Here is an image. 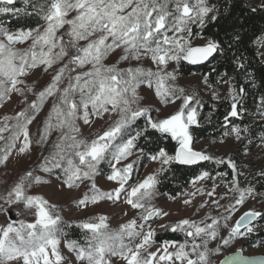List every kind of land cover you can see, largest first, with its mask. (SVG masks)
Masks as SVG:
<instances>
[{
  "label": "snow or ice",
  "instance_id": "obj_1",
  "mask_svg": "<svg viewBox=\"0 0 264 264\" xmlns=\"http://www.w3.org/2000/svg\"><path fill=\"white\" fill-rule=\"evenodd\" d=\"M18 2L20 7L16 6ZM260 8L264 9V3ZM72 12L75 15L69 19ZM0 15L35 16L43 21L42 28L37 25L15 31H10L0 21V101L10 99L14 92L25 95L26 91H32L30 86L18 87L25 83L22 77H26L30 70L43 67L44 72L54 71L50 83L35 94L36 99L14 116H5L0 123V141H3L0 164L8 161L13 149H17L21 136L23 140L18 152L25 153L31 148L33 141L29 125L45 101L55 97L43 121L40 138L35 143L43 145L53 130H59L61 134L53 145L54 150L43 157L39 165L41 170L51 173L59 169L62 186L69 189L90 181L93 195L85 193L76 202L78 205L95 204L103 199L115 203L123 198L132 209L138 210L139 218V222L133 218L115 229L110 227L108 217L104 215L68 223L56 211L55 204L49 203L42 195L29 194L34 184L48 181L34 175L33 171H27L3 197L18 218H9L8 222L0 224V264H71V260L62 254V241L69 253L75 254L78 264H117V261L120 264H264V256H246L243 247L219 261L212 259L237 239L253 233L256 230L253 222L257 218L264 219V213L248 209L233 221L246 200L255 199L258 194L252 185L240 187L237 177L243 173L231 156L215 157L195 150L192 129L200 124L203 103L195 91L186 94L184 88L177 86L175 70H167L169 62L178 65L184 60L201 64L210 57L214 58L215 54L226 55L222 42L216 39L209 37L198 46H193L190 40L193 35L191 25H199L202 32L207 23L218 19L214 5L208 0H0ZM65 26L66 31L57 35ZM233 39L239 41V34ZM26 41H30L27 48L14 47ZM81 41L86 43L81 45ZM257 42L264 46V37L257 38ZM117 49L122 52L119 61L105 64V59ZM65 57L68 62L54 68ZM143 59H150L156 70L139 65L118 67L121 61ZM233 59L237 68H246L243 57L234 56ZM86 65H90L87 71H76ZM73 72L76 74L72 75ZM65 78L67 85L61 87ZM207 82L205 76L204 83ZM142 85L153 89L163 104L176 100L182 103L175 112L154 119L151 113L159 112V109L141 106L138 89ZM246 94L244 85L233 84L229 88L226 99L231 103L224 116V127L230 130L222 133L221 142L230 135L241 140L242 132L248 131L247 127L241 129L230 122V118L244 111L242 101ZM212 97L219 99L215 89ZM261 101L264 107V97ZM105 114L109 117L116 114L117 118L111 119L106 130L96 134L95 138L85 137L77 121L82 120L88 125L93 116L103 118ZM261 115L264 116V112ZM140 118H144V126L131 134L130 129ZM153 132L164 138L170 137L176 145L172 153L164 148L154 153L140 148L145 158L159 161L161 166L133 184L131 179L140 157L120 167L117 165L132 156L138 140H150ZM200 161L226 164L231 169L233 178L228 192L233 195L229 197L230 203H219L228 192L219 199L212 198L217 187L216 177L222 179L228 173L217 172L213 177L209 171L201 170L190 182L195 186L197 182L213 180L212 189L206 194L212 198L213 205L223 208V212L217 216L208 213L200 220L182 218L175 223L159 225L161 229L182 233L184 240H165L153 251L157 234L152 227L154 218L169 215L153 204L160 176L172 164L196 165ZM103 162H107L110 168L107 180L117 185L110 191H101L95 181V177L102 174ZM259 175L264 176V172ZM197 191L203 193V188ZM183 203L188 205L191 200L185 199ZM9 208H0V211L7 214ZM28 216L32 217L31 220ZM73 224L82 230L83 242L66 239L65 228ZM222 229L227 230V235H221ZM212 241H217L215 247H209Z\"/></svg>",
  "mask_w": 264,
  "mask_h": 264
},
{
  "label": "rangeland",
  "instance_id": "obj_2",
  "mask_svg": "<svg viewBox=\"0 0 264 264\" xmlns=\"http://www.w3.org/2000/svg\"><path fill=\"white\" fill-rule=\"evenodd\" d=\"M252 4H260L262 0H251ZM75 15V12L69 14V19ZM193 25H191L192 28ZM43 27V26H42ZM41 27V28H42ZM67 26L64 29H61L57 35L62 34L66 31ZM15 31V30H10ZM171 35V33H170ZM2 38V37H0ZM206 37L201 35H192L190 38L191 44L193 46L202 45L206 41ZM86 41H81L80 44H85ZM30 44V41L24 43H17L14 47L24 49L27 48ZM260 46L259 53L262 60H264V46L258 43ZM122 54L120 49H117L115 52L111 53L104 61L105 64H116L119 61V57ZM68 62V57H65L64 60L60 61L54 68L60 67L62 64ZM143 66L144 68H151L156 70V65L152 63L150 59H143L141 61H121L118 64L120 68H127L129 66ZM90 68V65H86L83 69H76V71H87ZM168 71L175 70L176 81L178 87L184 88L186 94H192L193 91L199 96H203L212 103L219 102L221 99L228 95V90L231 87L229 82H222L218 89L215 90L219 96V99H213L212 97V88L211 86L204 83V76L201 73H193L191 75H184L181 73L179 64L175 62H169ZM54 74V71L49 70L44 72L43 67H38L36 69L30 70L29 74L26 77H22L25 83L18 85L21 88L31 87L32 91H26L25 95L27 98L34 100L36 99V93L43 90L44 87L51 81V77ZM76 73L73 72L72 75ZM67 76V74H66ZM67 78H65L61 87L67 85ZM138 94L142 97L141 106H149L154 109H159V112H156L155 115L152 114L153 118H164L165 116L178 110L181 100H176L174 103L163 104L159 98L154 95L153 89L148 88L146 85H142L138 89ZM25 95L19 93H12L10 99H5L3 102H0V123H3V118L5 116H14L17 112L22 111L26 105ZM55 97H49L39 113L36 114V119L32 124L29 125V134L30 138L33 141L31 148L25 153H19L18 147L23 140V137H20V140L17 141V149H13L11 156L8 161L4 164H0V208H9L5 204L3 197L6 195L7 191L16 183L20 176L24 175L27 171H33L34 175L43 177L44 180L48 183L34 184L31 189H29V194L42 195L45 199L51 204L57 206L56 211L63 217L64 220L72 223L79 222L82 220H87L89 217L104 215L108 217V224L111 228H118L119 225L127 223L133 218H138V210L132 209L130 205L124 202L123 198L119 202H113L107 199L99 200L97 203L92 204L88 203L86 206L78 205L76 202L83 198L85 193H88L89 196L93 195L90 191L91 182L83 181L79 184L78 187L67 188L62 186V179L58 176L53 175L52 173H45L41 170L39 165L43 162V157L47 156L51 151H53V145L60 136L59 130H53L48 136L47 141L43 145H38L35 143L36 140L40 138V134L43 131V121L50 111L52 103L54 102ZM78 99V96H77ZM260 103L257 114L254 116L255 119L259 121L264 120V116L261 115L264 112V107ZM116 114H112V117H109L107 114L103 118L93 116L91 122L88 125H85L82 120H78L77 123L81 128L83 135L89 139L95 138L96 134L102 133L109 126L111 119H115ZM12 123V121H9ZM244 129L245 127H240ZM248 131L242 132L241 140H237L234 135H230L228 138L218 141H210L208 139H200L194 141L193 147L195 150L204 151L206 154L215 156V157H225L231 156L235 161L237 168L243 175H239L237 179L239 180L240 187H247L252 185L258 194L255 199L248 198L243 206L239 208V211L235 213L233 221L238 218L240 214L248 209H255L264 213V189L258 191V177L259 173L264 171V124H251L247 126ZM7 136V133L4 134ZM3 144V141H0V145ZM139 157V154H132L126 161H122L118 167L122 166L124 163H127L131 160H136ZM139 164V163H138ZM135 166L134 171L136 170V180L133 184L143 180L145 176L149 173L155 172L161 165L159 161L148 160L143 165ZM110 170V169H109ZM109 172H102L95 177L97 188L101 191H110L115 188L117 185L115 182L107 180V175ZM133 177V176H132ZM213 177H216L214 175ZM233 178V173L230 170L227 176L216 177L215 184L216 192L215 196L212 198L219 199L225 192H228L230 187V182ZM213 180H206L197 182L195 186L190 184V186L182 191L178 196L172 197L166 193H161L157 191V195L153 200V204L160 208L164 212H168L167 217H158L154 218L152 227L156 229V233L164 232V229H161L159 225L175 223L182 218H190L195 220L202 219L208 213H211L213 216L220 215L223 212V208H218L217 206L211 203L210 197L207 196V192L212 189ZM203 188V193L198 192L197 189ZM196 193L195 195H191ZM233 193L228 192V196L224 199H219L221 205H227L230 203L229 197ZM185 199H190L191 203L185 205L183 201ZM207 201L203 208H200V205ZM15 207V206H12ZM9 218L15 220L18 217L15 212L9 208L8 213L0 211V224H5L8 222ZM31 220V216L27 217ZM210 222V221H209ZM256 230L248 235L245 238H240L234 241L230 246L223 249V251L212 257L213 260L219 261L224 258L225 255L234 253L237 248L243 247V253L248 256L252 255H264V219H258L255 223ZM75 225V224H74ZM156 234V235H157ZM182 234V233H181ZM221 235H227V230L222 229ZM170 241V240H169ZM182 242L183 240H178ZM162 242L158 243L152 248L155 250V247H159ZM217 241H212L209 244V247H215ZM62 254L68 257L71 260V264H78L75 260V254L69 253L67 248L64 246V242L61 243ZM117 264H120L117 261Z\"/></svg>",
  "mask_w": 264,
  "mask_h": 264
},
{
  "label": "trees",
  "instance_id": "obj_3",
  "mask_svg": "<svg viewBox=\"0 0 264 264\" xmlns=\"http://www.w3.org/2000/svg\"><path fill=\"white\" fill-rule=\"evenodd\" d=\"M208 2L210 5L216 7L218 19L207 23L202 32L199 25H193V35H201L206 38L211 37L222 42L226 55L215 54V57L209 63L202 66H194L181 60L179 63L181 73L184 75L201 73L204 77H208V85L215 90L225 81H228L231 86L233 84L237 86L244 85L247 91L242 101L244 111L241 115L230 118V122L239 127H247L251 124L263 125L264 120L259 121L254 116L258 112L261 98L264 97V60L260 57V46L257 42V38L264 37V9L260 8L264 0L257 5L252 4L251 0H208ZM16 6L20 7L21 5L18 2ZM252 8H256V11H252ZM0 21H3L9 30H17L21 27L35 28L37 25L43 26V21L35 16L17 18L11 15H0ZM236 34L240 36L239 41L233 39ZM64 39L67 40L68 38L65 36ZM234 56L244 58L245 69L236 67V60L233 59ZM197 97L202 101L203 107L200 109V124L198 127L194 126L192 129L194 141L200 139H208L210 141L221 140L222 133L230 130L224 127V116L230 110V99H226V96L219 102L212 103L203 96L197 95ZM31 101V99L27 98L25 108ZM155 113L156 111H153L151 115H155ZM209 113H211L210 117ZM144 123V118L138 119L132 129H130L131 134H135V130L142 128ZM228 137H224L223 139ZM175 145L176 142L171 140L170 137L164 138L159 133L153 132L150 140L141 138L137 141V148L133 153L139 154L140 161L138 166H140L149 160L141 154L140 148H144L146 152L152 153L156 152L159 148H164L169 153H172ZM109 169L108 163L103 162L101 165L102 172H109ZM201 170H207L214 176L217 172L230 173L231 169L226 164L217 165L214 161H206L196 165L172 164L169 170L160 176L157 191L176 197L190 186L192 178L198 175ZM51 173L62 179V173L59 169L53 170ZM257 179V189L261 191L264 189V176L260 175ZM135 180L136 170L133 173L131 183ZM65 232L67 233L66 239L83 242L82 230L74 224L70 228H65ZM155 239L158 243L165 240L178 241L184 240V235L180 232L165 230L158 233Z\"/></svg>",
  "mask_w": 264,
  "mask_h": 264
},
{
  "label": "water",
  "instance_id": "obj_4",
  "mask_svg": "<svg viewBox=\"0 0 264 264\" xmlns=\"http://www.w3.org/2000/svg\"><path fill=\"white\" fill-rule=\"evenodd\" d=\"M213 58L212 57H210L209 58V60L208 61H205V62H203V63H201V64H191V65H194V66H202V65H205V64H207V63H209L211 60H212ZM185 62H187V61H185ZM188 63V62H187ZM190 64V63H189ZM204 162H206V161H200V162H198V164H202V163H204ZM259 218H257V220H258ZM256 220V221H257ZM256 221H254L253 223H255ZM244 254V253H243ZM245 255V254H244ZM246 256H248V255H246ZM252 256H264V255H252Z\"/></svg>",
  "mask_w": 264,
  "mask_h": 264
}]
</instances>
